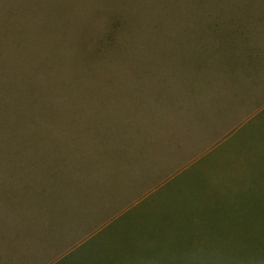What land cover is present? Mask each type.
<instances>
[{"label": "rangeland", "instance_id": "obj_1", "mask_svg": "<svg viewBox=\"0 0 264 264\" xmlns=\"http://www.w3.org/2000/svg\"><path fill=\"white\" fill-rule=\"evenodd\" d=\"M0 264H264V0H0Z\"/></svg>", "mask_w": 264, "mask_h": 264}]
</instances>
